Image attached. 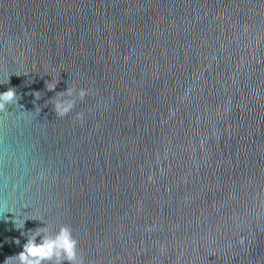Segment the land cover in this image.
<instances>
[{
  "label": "water",
  "instance_id": "1",
  "mask_svg": "<svg viewBox=\"0 0 264 264\" xmlns=\"http://www.w3.org/2000/svg\"><path fill=\"white\" fill-rule=\"evenodd\" d=\"M9 87L0 264L44 222L83 264H264V0H0Z\"/></svg>",
  "mask_w": 264,
  "mask_h": 264
},
{
  "label": "clouds",
  "instance_id": "2",
  "mask_svg": "<svg viewBox=\"0 0 264 264\" xmlns=\"http://www.w3.org/2000/svg\"><path fill=\"white\" fill-rule=\"evenodd\" d=\"M58 83V79L52 77L51 81H45L48 90H54ZM40 92L33 95L39 99ZM89 94V90L85 88L67 87L65 91L57 92L56 96L51 100L54 111L57 116L63 117L69 114L76 106L77 99L83 101ZM19 97L15 88L9 87L6 91L0 92V110L5 109L8 105L17 104ZM79 119L84 118L83 113H77ZM28 219L21 216L13 217V224L17 229H23L25 221ZM44 227H37L29 230L27 240L22 246V251L18 254L8 257L4 264H83V257L78 251V241L73 235V231L68 225H60L58 230L52 231L44 222ZM25 235L24 232H21ZM39 238V239H38ZM19 244V239L15 240Z\"/></svg>",
  "mask_w": 264,
  "mask_h": 264
}]
</instances>
